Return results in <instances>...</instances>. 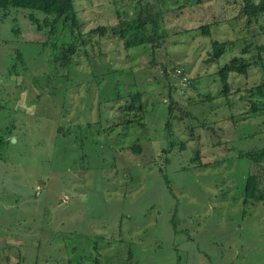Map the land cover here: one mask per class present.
Listing matches in <instances>:
<instances>
[{"label": "rangeland", "instance_id": "obj_1", "mask_svg": "<svg viewBox=\"0 0 264 264\" xmlns=\"http://www.w3.org/2000/svg\"><path fill=\"white\" fill-rule=\"evenodd\" d=\"M139 5L164 35L155 45L91 33ZM74 7L87 55L70 68L50 64L39 42L61 35L37 32L28 11L0 20V234L20 238L0 264H264V203H243L251 163L237 157L264 148V65L230 74L227 97L215 74L255 54L264 16L248 23L241 0ZM212 40L230 42L217 64ZM135 91L141 118L126 124Z\"/></svg>", "mask_w": 264, "mask_h": 264}, {"label": "trees", "instance_id": "obj_2", "mask_svg": "<svg viewBox=\"0 0 264 264\" xmlns=\"http://www.w3.org/2000/svg\"><path fill=\"white\" fill-rule=\"evenodd\" d=\"M241 1V12L247 16L248 23L251 21L256 22L259 18L264 16V0ZM12 10L28 11L27 18L37 32H43V34L49 37L56 36L57 34L61 35L60 37L56 36V41L54 40L51 44L46 41L39 42L42 48L50 47L49 61L50 64H53L54 69L57 64L70 68L79 53L87 55L84 50L85 39L79 32L81 24L79 23L77 12L74 7V0H0V20L3 21L6 19ZM38 13H42L43 18H41ZM142 13H146L144 14L145 16L142 15ZM150 17L151 13L146 9V6L141 7L139 5L131 21L119 22L115 26H101L92 30L91 33L98 32L100 36L109 34L118 39H123L128 34H134V46L148 43L155 45V40L163 38L164 35L154 37L157 24L153 20H150ZM148 22L153 25L151 30L152 34L145 36L147 33L146 24ZM209 28V25L200 28L203 36H209ZM261 30L264 33V29ZM79 36L82 37L80 38V43L78 42ZM229 44L230 42L224 43L212 40V51L208 54L206 63L217 64L220 58L225 55ZM254 48L255 54L249 57L245 56L248 54L249 50V47L246 46L241 50L240 56L234 57L222 66L218 65L215 74L218 76V81L221 85V93L224 94L225 97H227L229 92L228 78L230 74L246 76L247 70L250 67H262L264 65V42L255 45ZM88 84V86L83 85V87L87 93H90L92 86L89 82ZM257 93L260 95L262 94L261 86L258 87ZM125 95L124 98L127 103L125 106L126 115L129 116L133 113V116H130L126 124L134 123L136 121L135 117H138V119L141 118L139 115L143 108V103L140 100L141 93L139 91L125 92ZM168 98L172 101L170 96H168ZM168 110L171 112L170 114L173 113V108L169 107ZM256 110L255 103H252L251 110L248 113L256 112ZM134 151L140 152V147ZM237 157L246 158L251 163L250 171L245 178L243 203H264V148L245 151ZM196 158H199V153L196 154Z\"/></svg>", "mask_w": 264, "mask_h": 264}, {"label": "crops", "instance_id": "obj_3", "mask_svg": "<svg viewBox=\"0 0 264 264\" xmlns=\"http://www.w3.org/2000/svg\"><path fill=\"white\" fill-rule=\"evenodd\" d=\"M19 239L18 236H15L14 234L10 236L8 234L7 235L0 234V249L4 250L3 252H5L7 250L6 247H12L13 245H18Z\"/></svg>", "mask_w": 264, "mask_h": 264}, {"label": "water", "instance_id": "obj_4", "mask_svg": "<svg viewBox=\"0 0 264 264\" xmlns=\"http://www.w3.org/2000/svg\"><path fill=\"white\" fill-rule=\"evenodd\" d=\"M13 141H15V140L13 139Z\"/></svg>", "mask_w": 264, "mask_h": 264}]
</instances>
